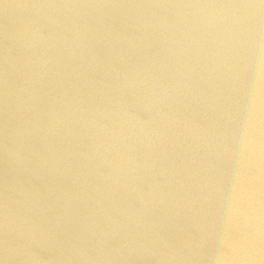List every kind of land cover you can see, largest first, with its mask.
Listing matches in <instances>:
<instances>
[{"label":"water","instance_id":"obj_1","mask_svg":"<svg viewBox=\"0 0 264 264\" xmlns=\"http://www.w3.org/2000/svg\"><path fill=\"white\" fill-rule=\"evenodd\" d=\"M0 264H264V0H0Z\"/></svg>","mask_w":264,"mask_h":264}]
</instances>
